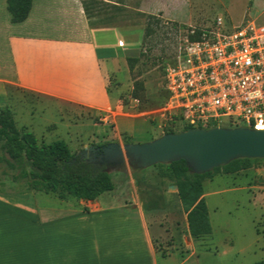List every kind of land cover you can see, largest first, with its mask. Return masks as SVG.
<instances>
[{"label": "rangeland", "instance_id": "rangeland-1", "mask_svg": "<svg viewBox=\"0 0 264 264\" xmlns=\"http://www.w3.org/2000/svg\"><path fill=\"white\" fill-rule=\"evenodd\" d=\"M91 3L90 27L101 30L104 42L116 52L108 89L118 93L120 107L100 115L77 104L22 90L10 91L7 103L0 101V111H12L17 127L33 133L40 145L64 141L78 156L91 146L143 144L169 130L183 131L185 126L173 122L165 110L166 70L184 51L192 31L216 29L220 18L222 27L228 30L248 23L264 25V0H91ZM149 16L160 20L161 26L156 36L144 40ZM128 57L139 58L133 76ZM134 79L143 83L142 101L132 97ZM228 122L225 120L221 127H229ZM111 174L116 189L107 198L130 201L133 195L143 204L156 253L166 258L160 262H264V160H249L246 169L231 174L221 172L204 181L212 234L202 238L191 237L178 189L170 180L160 178L157 169L139 173V183L131 169ZM14 179H18L20 191L32 189L30 177L8 166L0 143V181L7 180L9 184L3 185L13 186Z\"/></svg>", "mask_w": 264, "mask_h": 264}, {"label": "crops", "instance_id": "crops-1", "mask_svg": "<svg viewBox=\"0 0 264 264\" xmlns=\"http://www.w3.org/2000/svg\"><path fill=\"white\" fill-rule=\"evenodd\" d=\"M102 33L90 27L81 0H32L21 23L0 0V101L22 90L100 115L119 108L118 93L108 89L116 52ZM17 180L0 181V264H167L135 196L109 192L76 203L20 191Z\"/></svg>", "mask_w": 264, "mask_h": 264}, {"label": "built area", "instance_id": "built-area-1", "mask_svg": "<svg viewBox=\"0 0 264 264\" xmlns=\"http://www.w3.org/2000/svg\"><path fill=\"white\" fill-rule=\"evenodd\" d=\"M222 26L220 18L216 29L202 30L167 68L165 110L194 129L228 120L232 127L264 130V25Z\"/></svg>", "mask_w": 264, "mask_h": 264}, {"label": "trees", "instance_id": "trees-1", "mask_svg": "<svg viewBox=\"0 0 264 264\" xmlns=\"http://www.w3.org/2000/svg\"><path fill=\"white\" fill-rule=\"evenodd\" d=\"M88 21L92 14L91 0H81ZM32 0H8V9L12 22H24L31 11ZM161 21L154 16L148 17L144 40L157 35ZM202 30L189 35V41L200 38ZM144 52H141L143 55ZM139 58H127L130 75H134ZM132 97L141 100L140 92L144 90L142 82L134 79ZM167 96L168 92H167ZM217 126V125H216ZM232 127V125H229ZM192 129L185 126L183 131ZM168 133H176L169 130ZM0 143L6 162L11 169H17L24 177H30L32 188L45 193L56 194L60 198L73 197L79 200L94 201L105 193L116 189L111 173L107 168L83 160L69 149L64 141L49 145H40L35 135L17 127L14 115L10 110L0 111ZM248 159H240L227 166L215 169L206 174H195L184 160L168 165L159 164L152 167L158 170L160 178L173 182L178 189V196L187 214L189 233L193 238L207 237L212 234L209 209L205 199L203 183L218 173H237L248 167ZM151 168V169H152ZM149 170V169H147ZM146 171V170H143ZM134 171L138 180L139 173ZM254 264H264L257 262Z\"/></svg>", "mask_w": 264, "mask_h": 264}, {"label": "water", "instance_id": "water-1", "mask_svg": "<svg viewBox=\"0 0 264 264\" xmlns=\"http://www.w3.org/2000/svg\"><path fill=\"white\" fill-rule=\"evenodd\" d=\"M98 152L107 172L142 171L184 160L195 174H206L240 160H264V130L247 127L192 128L168 133L143 144L109 143L83 152ZM82 152V153H83Z\"/></svg>", "mask_w": 264, "mask_h": 264}, {"label": "flooded vegetation", "instance_id": "flooded-vegetation-1", "mask_svg": "<svg viewBox=\"0 0 264 264\" xmlns=\"http://www.w3.org/2000/svg\"><path fill=\"white\" fill-rule=\"evenodd\" d=\"M107 145V144H106ZM97 147H103L105 145H96ZM98 152H83L80 154V158L83 159V160H86L88 161L89 163H93V164H97V165H100L99 162H98ZM100 166H104L107 168V166L105 165H100Z\"/></svg>", "mask_w": 264, "mask_h": 264}]
</instances>
